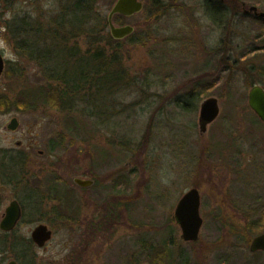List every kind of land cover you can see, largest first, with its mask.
<instances>
[{
  "label": "rangeland",
  "instance_id": "obj_1",
  "mask_svg": "<svg viewBox=\"0 0 264 264\" xmlns=\"http://www.w3.org/2000/svg\"><path fill=\"white\" fill-rule=\"evenodd\" d=\"M98 1L101 26L115 0ZM138 1L142 12L121 21L134 28V42L113 47L128 76L119 90L117 81L99 74L96 93L58 99L52 96L58 85L47 79L41 59L18 57L11 38L13 47H3L8 64L0 81V146L5 125L16 118L11 146L20 141V177H34L36 188L29 192L21 184L19 197L29 200L19 233L23 244L38 225L52 233L44 249L28 243L30 256L20 257V264H260L264 258L249 253L256 236L247 242V226L257 223L264 234V125L249 110L247 95L253 86L264 89V21L234 17L217 28L204 17L203 0L164 1L170 9L160 17L152 0ZM0 2L6 21L28 16L41 32L51 28L61 6L59 0ZM235 4L241 16L242 4L264 12V0ZM50 41L80 56L89 50L83 36ZM80 56L58 65L76 73ZM86 60L80 70H89ZM198 85L203 94L190 98L187 110L178 107ZM208 98L218 101L220 112L200 135L199 105ZM131 171L128 221L119 206L126 194L112 184ZM74 178L96 179L97 185L80 191ZM52 181L63 182L68 196L52 198ZM191 189L199 193L202 226L196 242L184 243L173 213Z\"/></svg>",
  "mask_w": 264,
  "mask_h": 264
},
{
  "label": "trees",
  "instance_id": "obj_2",
  "mask_svg": "<svg viewBox=\"0 0 264 264\" xmlns=\"http://www.w3.org/2000/svg\"><path fill=\"white\" fill-rule=\"evenodd\" d=\"M164 1L173 2L178 0H152L155 8V16L160 17L170 9L169 5H164ZM222 1H224V3H230L234 0H203L202 4L204 17L212 21L217 28L221 27L227 19L243 17V15L241 16L239 13L240 9L238 5L235 4L237 0H235L231 6L223 4ZM59 2L61 6L59 12L56 11V13L53 14L52 21L50 22L51 28H48L45 32L39 30L40 34L47 35L44 40L49 42L50 46L48 49L52 48L54 50L50 54L51 57L54 59L59 58V61H57L62 62L66 59H74L80 56L76 54L72 47L67 49V46L62 43L58 45V43L55 42L51 45V37L53 41L60 40L66 43L67 41L76 39L78 36H83L89 50L86 56L81 55L80 58L77 59L78 66L76 69L78 72L76 73L68 72L64 65L61 66L53 62V69L51 71H46L47 79L58 85V90L56 89L52 96L63 99L65 94L68 93L71 98L70 100H74L76 97H81V95L88 92L89 89L95 90L96 93L99 90L98 84L101 80V75L110 76L111 80L117 81L118 85L114 86V90H116V88L119 90V85H124L128 80L120 54L118 52H113V47L116 49L119 48L121 42L115 41L110 37L106 17L102 18L101 26L97 24L96 19L98 14L96 13V9L99 6V1L59 0ZM125 19L126 18L122 16H114L113 24H119L121 26V21ZM259 21L262 22L264 20ZM135 36L136 34L134 33L124 40L128 41V43L134 42ZM54 44L58 45L56 46L58 48L56 51ZM39 59L41 58L39 57ZM83 60H86V63L90 66L88 71L80 70L83 66ZM262 70L264 73V68ZM202 94L203 91L200 89L199 85L193 87L185 96V101H177L178 107L187 110L189 99L193 98L196 100ZM85 96H82V98ZM247 232V242L252 236L261 235L257 223L248 225ZM22 247V258L25 259L27 248L23 244Z\"/></svg>",
  "mask_w": 264,
  "mask_h": 264
},
{
  "label": "flooded vegetation",
  "instance_id": "obj_3",
  "mask_svg": "<svg viewBox=\"0 0 264 264\" xmlns=\"http://www.w3.org/2000/svg\"><path fill=\"white\" fill-rule=\"evenodd\" d=\"M3 5L4 3L0 2V81L3 78V72L5 70V66H7L8 64L5 59L6 50L4 48L7 47V42L9 43V45H11V39L15 41V50H17L18 57L25 58L30 61H36L40 57L41 62L43 65H45L47 71H51L53 69V62L58 63L59 58L57 59L52 58L50 54L53 51H51L47 47L46 48L43 47L41 40L43 36H47V35L40 34L37 25L33 23L34 21H31V18L28 16L20 17V18L13 16L10 20L6 21L4 18L5 8ZM245 7L246 6L244 4L241 5L242 15L244 17L249 18L252 16L254 21L264 20V18L258 17L260 13L257 11V9L256 12H252L250 11V8H254V7H248L247 9ZM7 14H10V12H7ZM11 47L13 46L11 45ZM36 62L38 63V61ZM4 102L5 99L0 97V111L3 110ZM96 118L98 119V116ZM100 124H101V120L99 123H97V125ZM9 126H16V129L11 130L9 129ZM18 126L19 123L16 118H12L9 120V122L5 125V130L3 131L4 137L6 138V142L4 145L0 146V264H9L11 262H14L15 264L18 263L20 264V257H22L23 239L20 236L19 230H20V224L22 218L26 214V208H27L26 203L29 200L26 195L20 199L19 196H21V184L24 183L29 192L33 191V189H36L33 187L34 177H26L24 179L23 178L21 179L20 177V171L23 164L20 161L22 159V153L20 152L21 149L20 141L17 142L14 145V147L11 146V140L13 136L16 134V130ZM28 150L31 149L28 148ZM53 150L55 149L49 147V152H53ZM41 155L42 153L40 152L39 156ZM132 173L133 171L128 172L129 174L128 177L116 176L112 184L115 186L118 185L116 191L120 196L126 194L125 198L121 199V202L119 204L120 210H124V211L121 213L119 210V212L122 215H124L128 221L130 220L131 213L133 210L132 207L133 200L132 197H129L128 194L133 176ZM88 180H91L93 182V185L90 188L81 189L75 186L74 184L73 185L80 191H86L92 189L93 187H96L97 185L96 179L89 178ZM35 182H36V186L43 184V182L42 183H40L39 181H35ZM49 184H51V188L48 189L51 191V196L55 200H62L64 199L65 196H68L67 192L65 191V186L63 182L54 183L52 181V183ZM54 185L60 188H55ZM7 198L9 199L8 202H7ZM11 204H15L17 206L20 212V217L17 223L15 224V226L11 230L5 231L1 229V224L5 220L7 210L10 208ZM114 210L116 214L118 210L117 209ZM142 238H144L145 240V237ZM28 243L36 247L32 243L31 239H29V241L26 244H23L27 248L25 255L26 260L28 256H30V249L27 246ZM45 246L41 249H44ZM148 248L149 250L151 249V247H149L148 245H144L143 250H146ZM152 252H154V250ZM250 254L259 255L261 261L264 258V253L261 251ZM166 259L167 258L161 257L159 255H155L156 261L159 260V262H164L166 261ZM246 264H250V263H246ZM260 264H264V262H261Z\"/></svg>",
  "mask_w": 264,
  "mask_h": 264
},
{
  "label": "water",
  "instance_id": "obj_4",
  "mask_svg": "<svg viewBox=\"0 0 264 264\" xmlns=\"http://www.w3.org/2000/svg\"><path fill=\"white\" fill-rule=\"evenodd\" d=\"M143 10V4L138 0H115L106 16V23L110 37L115 41H122L134 33V28L129 25L116 27L113 24L114 16L131 18ZM250 11L256 12V8H250ZM264 18V12L258 15ZM247 105L249 110L255 115L260 123L264 125V89L260 86H253L247 95ZM219 103L214 98H208L199 105L198 127L200 135H204L207 127L212 124L219 116ZM14 130L16 126H9ZM72 183L81 188L87 189L93 185L88 179L74 178ZM200 197L196 189L186 192L178 201L173 219L180 229V240L184 243L196 242L199 238V232L202 226V220L199 216ZM20 212L15 204H11L7 210L6 218L1 224V229L11 230L19 220ZM52 237V233L43 225H38L30 233L32 243L38 248H43ZM261 251L264 253V234L254 237L249 245V252L255 253ZM9 264H15L11 262Z\"/></svg>",
  "mask_w": 264,
  "mask_h": 264
}]
</instances>
